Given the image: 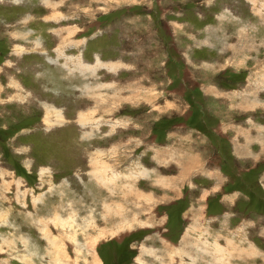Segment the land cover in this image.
<instances>
[{"label":"rangeland","instance_id":"rangeland-1","mask_svg":"<svg viewBox=\"0 0 264 264\" xmlns=\"http://www.w3.org/2000/svg\"><path fill=\"white\" fill-rule=\"evenodd\" d=\"M0 139V264H264V0H0Z\"/></svg>","mask_w":264,"mask_h":264},{"label":"trees","instance_id":"trees-1","mask_svg":"<svg viewBox=\"0 0 264 264\" xmlns=\"http://www.w3.org/2000/svg\"><path fill=\"white\" fill-rule=\"evenodd\" d=\"M194 106V105H193ZM0 141H2L1 139H0ZM223 163H225L224 161H222ZM252 186V188L251 189H249V186H248V190H249V192L252 194V195H254V192H253V190H254V188H256V185H254V184H251ZM252 191V192H251Z\"/></svg>","mask_w":264,"mask_h":264},{"label":"crops","instance_id":"crops-1","mask_svg":"<svg viewBox=\"0 0 264 264\" xmlns=\"http://www.w3.org/2000/svg\"><path fill=\"white\" fill-rule=\"evenodd\" d=\"M210 204V203H209ZM215 204V203H214ZM213 204V205H214ZM213 205L210 204V206H206V209H212L213 208Z\"/></svg>","mask_w":264,"mask_h":264},{"label":"bare ground","instance_id":"bare-ground-1","mask_svg":"<svg viewBox=\"0 0 264 264\" xmlns=\"http://www.w3.org/2000/svg\"><path fill=\"white\" fill-rule=\"evenodd\" d=\"M60 54H61V52H60ZM205 243V242H204ZM95 264H97L96 262H95Z\"/></svg>","mask_w":264,"mask_h":264}]
</instances>
